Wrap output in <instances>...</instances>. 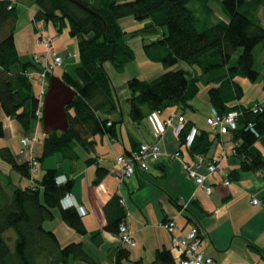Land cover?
<instances>
[{
    "label": "trees",
    "instance_id": "16d2710c",
    "mask_svg": "<svg viewBox=\"0 0 264 264\" xmlns=\"http://www.w3.org/2000/svg\"><path fill=\"white\" fill-rule=\"evenodd\" d=\"M14 1L0 0V107L6 116L20 121L28 131L41 116L43 105L39 75L31 71H35L38 64H44V60L38 61L37 52L26 60L21 56L15 35L19 14ZM32 1L38 6L33 14L35 30H46L49 22L59 30L68 26L69 33L78 43L76 75L70 71L62 73L64 81L77 91L67 106L69 130L52 131L45 136L40 162L57 153L75 160L80 157L76 146L93 152L96 135H108L113 141L117 139L118 121L113 120L111 114L119 108L118 95L106 62L113 63L120 72L134 59L135 51L126 36L138 30L129 31L120 23L121 17L132 15L141 21L150 19L146 27L150 32L164 29L161 38L145 45V51L152 61H162L168 67L152 79L134 75L127 80L131 91L127 101L133 121L143 120L148 111L161 112L170 106L179 107L184 115L188 107H194L192 100L200 92L202 79L211 84L208 91L212 107L222 114L231 110L240 112L239 127L231 131L237 142L234 152L241 158L240 169L264 170V152L255 145L264 140V105L262 111L255 112L252 109L254 103L236 102L245 93L237 77L259 79L254 51L259 46L264 49V22L260 13L261 10L264 12V0H220L227 19L216 20L211 16L213 9L209 0H80L97 14L72 0ZM195 3L202 7L206 19L198 15ZM103 18L107 21V29ZM39 23L48 25L41 27ZM44 47L46 52L48 46ZM240 48L242 51L238 52ZM52 50L59 53L54 44ZM180 61L198 64L203 73L196 75L187 67L174 68ZM64 62L65 58L62 66ZM16 63L19 68L14 70L12 67ZM44 67L42 65L41 70ZM51 74H48V80ZM35 80L39 83L38 92ZM192 127V123H186L179 133L181 145L188 147L185 140ZM196 134L188 149L192 155L206 156L213 146L212 133L197 129ZM5 136L4 123L0 121V137ZM0 160L10 164V170L30 178H34L39 165L36 158L38 165L32 173V164L19 162L9 145L0 147ZM87 160L88 163L94 161L93 158ZM96 171V183L110 172L100 165ZM138 171L144 170L138 168L136 173ZM4 172L0 166V264H108L103 263L84 241L77 239L63 244L56 231L46 226L56 218L55 210H58L62 221L77 233H89L96 246L103 242L102 229L89 232L77 208H64L61 204L64 196L72 193L75 180L59 183L57 178L62 172L60 168L52 167L45 169L34 184L24 187L15 184L10 171ZM229 175L231 179L238 176L235 171ZM122 200L120 194L114 195L104 207L107 217L104 230L120 239V245L109 249L108 260L110 264H142V261L132 259L130 247L133 246L121 240L120 226L128 223L129 216L126 201ZM182 208L186 210L187 220L192 222L191 228L197 227L202 240L203 232L195 214L185 205ZM171 220L175 219L166 218L164 224ZM155 253L149 264H180L184 256L181 252L178 256L167 246L158 248Z\"/></svg>",
    "mask_w": 264,
    "mask_h": 264
},
{
    "label": "crops",
    "instance_id": "0c3cea01",
    "mask_svg": "<svg viewBox=\"0 0 264 264\" xmlns=\"http://www.w3.org/2000/svg\"><path fill=\"white\" fill-rule=\"evenodd\" d=\"M74 40L78 49L76 38ZM62 73L57 76H62ZM111 75L115 79L114 74ZM127 80L122 88L115 84L119 108L111 116L114 115L112 119L118 121L117 139L113 141L108 135H96L95 150L88 152L76 146L80 157L75 160L57 153L40 162L39 158L44 153L43 140L47 135L43 122L34 121L26 131L20 121L6 116L0 107V121H3L6 132L5 137H0V147L9 145L19 162H30L32 158H37L38 167L41 165L43 170L58 167L62 175L75 180L72 193L85 206L86 215H82L84 224L89 232L102 229L103 242L94 245L89 233L80 235L63 221L55 225L46 223V226L56 231L63 244L72 239L82 240L103 263L110 264L107 256L109 249L120 245V239L116 234L104 230L107 225L104 207L114 195L120 194L126 201L129 227L137 244L131 249L132 259L148 264L162 246L173 249L180 256L173 245L171 232L163 224L166 218H174L178 222L177 233H186L192 227V222L186 218V210L182 208L185 205L199 221L203 232V251L213 258L214 264H264V174L261 170L240 169L241 158L234 152L237 144L234 132L213 131L210 124V127L199 124L185 112L182 115L179 107L170 106L156 112L161 122L174 116L173 125H168L166 132L158 137L153 129L150 111L141 121H133L130 116L127 99L131 91ZM254 102L264 105L258 100ZM193 106L195 110L194 102ZM210 106L212 108V104ZM180 116H184L186 123H192L199 131L204 129L212 133L213 146L206 156L200 158L199 155H192L188 147L181 145L180 138L174 133ZM24 137H29L31 142L26 148L22 142ZM158 141L162 148L159 160H150L147 172L138 171L123 179L117 156L130 154L140 143ZM255 145L264 152V140L257 141ZM180 150L185 161L197 166L199 173L207 176V183L214 187L211 194L187 176L181 159L174 156ZM88 158L94 161L88 163ZM213 158L218 160L223 171L229 174L235 171L238 175L232 178L230 184L224 183L225 175L221 171L209 172L207 164ZM99 165L110 172L96 183V168ZM0 166L7 171L10 164L0 160ZM37 172L33 178L35 181L41 175L40 168ZM33 181L30 179L26 185L31 186ZM256 197L260 200L257 204L253 203Z\"/></svg>",
    "mask_w": 264,
    "mask_h": 264
},
{
    "label": "rangeland",
    "instance_id": "374dc122",
    "mask_svg": "<svg viewBox=\"0 0 264 264\" xmlns=\"http://www.w3.org/2000/svg\"><path fill=\"white\" fill-rule=\"evenodd\" d=\"M209 1H210L209 4L213 9V13L211 14L213 20L220 18L227 19V16L224 15L222 11L220 0H209ZM14 2L17 4V14H19V19L17 22L18 26L15 35H16L17 46H19L21 56L23 57L24 60H26L30 58L33 52H37L36 55H38L39 58H41L40 55L44 56L48 54L47 58L52 59L51 55H49V50L51 51L52 49L47 47V51L46 52L44 51L45 48L44 43L40 41L42 35L41 31L35 30V24H33V14L38 7L37 3L32 0H15ZM194 5L196 6L198 15L201 16L203 19H206L207 16L203 13L202 7L198 3H195ZM260 13L262 16V20L264 22V12L261 10ZM120 23L127 30L129 31L138 30V32H134L126 36V41H128L130 46L133 47L135 51V57L125 66V68L122 71L120 72L115 71V67L113 63L109 61L106 62L107 69L111 74H114V78H115L113 79L114 84L119 85L118 87L122 88L123 85L126 84L125 79H129L134 75L140 76L141 78L152 79L160 75L161 73L165 72V70L168 69V67L166 68L162 61H156V60L152 61L148 57L147 52L145 51V45L152 43L154 40L158 38H161L164 29L158 28L159 31L150 32L146 29V27L150 24V19H143L141 21L134 19L132 15L121 17ZM41 24L43 26L48 25L47 23L46 24L41 23ZM47 34H50L52 36L53 38L52 42L54 44L55 50L56 51L58 50L59 54L65 58V62L63 66H59L58 68L57 66L54 67L53 74L61 75V73L66 70L76 75L75 70L76 67L78 66V61H77V56H75L76 55L75 53L76 52L78 53V51H77L76 43H74L75 40L72 37L71 33H69V27L67 26L64 27L62 30H59L57 27H55L53 23L49 22V27L46 30L44 29L43 37H46ZM241 51L242 48H240L238 52ZM254 53L256 56L255 67L260 72V75L258 77L259 79L254 81L245 76L237 77L238 81L242 84L243 89H245L244 95L240 100L236 101L237 103L243 102L245 104H252L256 100L264 102V49H262V47L259 46L255 49ZM18 65L19 64L16 63L12 68L14 70L18 69L19 68ZM42 65H43L42 63L38 64V67L35 68V71H31V72L35 75L37 74L39 75ZM176 67H184V68L187 67L196 75L197 74L201 75L203 73L202 68L198 64L189 65L187 62L185 63L180 61L174 66V68ZM210 85H211L210 83L208 84L204 80L200 79V90H199L200 92L198 93V96L194 98L192 101L195 104V110H193L191 107H188V109L184 111L188 117L189 116L193 117L197 123L202 124L206 127H210L209 123H207V119L211 115L210 114L211 103L209 101V91H208ZM35 88L37 92L40 89L37 80H35ZM254 104H261V103L254 102ZM41 116H39L38 118L39 121H42ZM4 168L6 169V167ZM38 168H40L41 175L37 179L42 177L44 171L41 168V165ZM7 169L8 172L11 171L8 167ZM4 171L5 170H3V172ZM12 174L16 185L23 184L21 186L27 187L26 183L30 181V179L34 180L33 184L36 182L35 179H33L32 177L30 178L28 176L19 174L15 170H13ZM37 174L38 172H35L34 176L36 177ZM4 176L5 175H3V177ZM20 178L21 180L22 179L23 180L20 181ZM55 211H56V215L58 216L54 220L49 221L47 223H54L55 225L62 222V217L59 214L58 210ZM130 249H132V247H130Z\"/></svg>",
    "mask_w": 264,
    "mask_h": 264
},
{
    "label": "built area",
    "instance_id": "2783aa9c",
    "mask_svg": "<svg viewBox=\"0 0 264 264\" xmlns=\"http://www.w3.org/2000/svg\"><path fill=\"white\" fill-rule=\"evenodd\" d=\"M41 24V23H40ZM43 25L41 24V27ZM41 31V38L40 41L44 43V45L48 46V48L52 49V36L50 34H47L46 37H43L44 30L40 29ZM78 57V54L75 53ZM48 55V54H47ZM47 55H40L41 58H39L38 55L37 59L38 61L44 60V69L41 70L39 73V80L41 82V90H40V98L44 99L45 94L48 91V74L54 72V67L62 66L61 64L64 61V57L57 54L53 50H49V55H51L52 59H48ZM42 109V107H41ZM252 109L255 112L262 111L263 106L262 104H254ZM43 112V109L41 110V114ZM239 116L240 112L236 110H231V112L227 114H222L218 112V110L215 107L211 108V115L208 117L207 122L211 125V127L220 133L222 132H231L234 129H237L239 127ZM153 129L155 132V135L158 137H161L167 130L168 125H173L174 116H170L165 120L164 122H161L158 119V114L152 113L150 116ZM186 120L184 116H180L178 119V125L174 129L175 135L179 136V133L181 130L185 127ZM197 133V128L193 126L190 131L187 133L185 145L190 147V144L195 139ZM22 142L24 143L25 147L30 146V138L24 137L22 139ZM162 153V148L160 146L159 141L158 142H147L142 143L140 145V148L131 152L130 154L126 155H119L117 156V163L119 165V170L121 171V177H130L134 175L137 171V169L141 170H148L149 169V161L150 160H159L160 155ZM174 156L181 159L182 167L185 173L188 177L193 178L196 183L200 187H204L206 192L208 194H211L213 192L214 187H212L211 184L207 183V176L204 174H200L198 171V167L190 164L189 162L185 161L183 156L181 155L180 151L175 152ZM203 155H199L201 158ZM31 166V172L34 173L36 171V166L38 165L36 158H32L30 160ZM209 172L212 174L216 171H221L223 175H225V184H230L232 182L231 176L229 173L223 171L218 165L217 159H212L211 162L207 164ZM264 174V170H262ZM67 175L63 174L57 178V181L59 183H63L66 181ZM124 202V200H122ZM260 200L258 197L253 199V203L257 204ZM61 204H63L65 207H76L78 212L82 215H86V209L85 206L80 203V201L74 196L73 193H67L64 198L61 200ZM164 226L167 228L168 231L172 234V242L174 246L181 252L184 256L180 260V264H214V260L211 256H208L205 251H203V241L201 240L199 230L197 227L189 229L186 233L183 235H180L177 233V223L175 220H171L164 224ZM120 234H121V240L128 245L135 246L136 241L133 238V234L130 231V227L128 223H122L120 226Z\"/></svg>",
    "mask_w": 264,
    "mask_h": 264
},
{
    "label": "water",
    "instance_id": "95a60500",
    "mask_svg": "<svg viewBox=\"0 0 264 264\" xmlns=\"http://www.w3.org/2000/svg\"><path fill=\"white\" fill-rule=\"evenodd\" d=\"M75 3L80 4L87 11H92L88 5L86 6L80 0H72ZM105 22V29H107V21ZM77 91L71 85H68L62 76L55 74L50 75L48 91L44 96L42 105V122L46 134H50L52 131H68L69 118L67 106L74 100Z\"/></svg>",
    "mask_w": 264,
    "mask_h": 264
}]
</instances>
